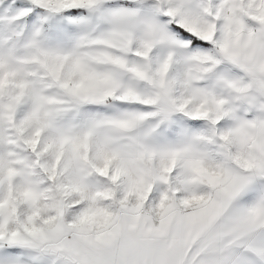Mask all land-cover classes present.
I'll return each instance as SVG.
<instances>
[{"label": "snow or ice", "instance_id": "obj_1", "mask_svg": "<svg viewBox=\"0 0 264 264\" xmlns=\"http://www.w3.org/2000/svg\"><path fill=\"white\" fill-rule=\"evenodd\" d=\"M0 264H264V0H0Z\"/></svg>", "mask_w": 264, "mask_h": 264}]
</instances>
